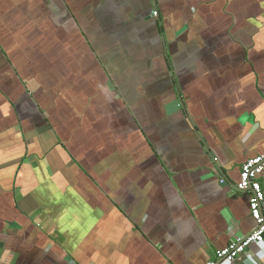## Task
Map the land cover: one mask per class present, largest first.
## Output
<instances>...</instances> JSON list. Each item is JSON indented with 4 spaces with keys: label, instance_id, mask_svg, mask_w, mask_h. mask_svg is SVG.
Returning <instances> with one entry per match:
<instances>
[{
    "label": "crops",
    "instance_id": "1",
    "mask_svg": "<svg viewBox=\"0 0 264 264\" xmlns=\"http://www.w3.org/2000/svg\"><path fill=\"white\" fill-rule=\"evenodd\" d=\"M263 152L264 0H0V264L215 261Z\"/></svg>",
    "mask_w": 264,
    "mask_h": 264
},
{
    "label": "built area",
    "instance_id": "2",
    "mask_svg": "<svg viewBox=\"0 0 264 264\" xmlns=\"http://www.w3.org/2000/svg\"><path fill=\"white\" fill-rule=\"evenodd\" d=\"M157 11L153 16H157ZM264 173V152L242 164L239 175V183L236 189L249 196V212L254 222L253 229L241 238H234L229 244L215 252V261L206 264H215L221 261L232 264L241 254L245 253L252 244L264 243V192L259 178ZM221 184L224 180L220 179Z\"/></svg>",
    "mask_w": 264,
    "mask_h": 264
},
{
    "label": "water",
    "instance_id": "3",
    "mask_svg": "<svg viewBox=\"0 0 264 264\" xmlns=\"http://www.w3.org/2000/svg\"><path fill=\"white\" fill-rule=\"evenodd\" d=\"M165 110L168 114L173 113V112H177V111H182V112H186L185 110V106L182 104L181 98L178 97L175 100H173L172 102H170L169 104H167L165 106Z\"/></svg>",
    "mask_w": 264,
    "mask_h": 264
},
{
    "label": "trees",
    "instance_id": "4",
    "mask_svg": "<svg viewBox=\"0 0 264 264\" xmlns=\"http://www.w3.org/2000/svg\"><path fill=\"white\" fill-rule=\"evenodd\" d=\"M157 28H158V24H157ZM160 31H161V29H160ZM164 31V30H163Z\"/></svg>",
    "mask_w": 264,
    "mask_h": 264
}]
</instances>
